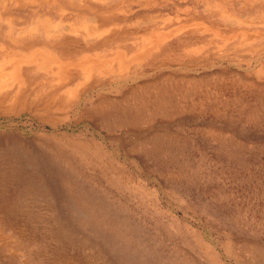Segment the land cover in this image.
<instances>
[{"label":"rangeland","instance_id":"obj_1","mask_svg":"<svg viewBox=\"0 0 264 264\" xmlns=\"http://www.w3.org/2000/svg\"><path fill=\"white\" fill-rule=\"evenodd\" d=\"M0 264H264V0H0Z\"/></svg>","mask_w":264,"mask_h":264}]
</instances>
